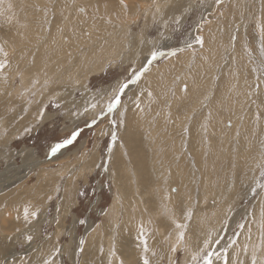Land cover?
<instances>
[{
  "label": "rangeland",
  "instance_id": "obj_1",
  "mask_svg": "<svg viewBox=\"0 0 264 264\" xmlns=\"http://www.w3.org/2000/svg\"><path fill=\"white\" fill-rule=\"evenodd\" d=\"M259 25L264 0H0V264H143L142 228L150 264L264 257Z\"/></svg>",
  "mask_w": 264,
  "mask_h": 264
},
{
  "label": "snow or ice",
  "instance_id": "obj_2",
  "mask_svg": "<svg viewBox=\"0 0 264 264\" xmlns=\"http://www.w3.org/2000/svg\"><path fill=\"white\" fill-rule=\"evenodd\" d=\"M215 2L217 4H220L222 2V0H215ZM121 3L123 4L124 0H121ZM125 7H127V5H125ZM259 27L261 28V38H262V40H264V25H259ZM233 39H235V37H233ZM195 42L200 44V45H203V43H204L203 37L202 36L196 37ZM191 46H192L191 44L188 45V47H191ZM175 52H176V50L173 49L169 54L175 55ZM0 53H3L4 56H7V53L4 52L2 45H0ZM164 55H165V53L162 51H157V50L151 51L150 56L147 58V62L143 65V67H141L138 71H135L133 73V75L131 76V78L125 80L124 82L117 84V86L113 89L111 95L109 96V100L107 103V112L108 113H112L115 109H117V107L119 105H121L122 96H123V94H125V90L128 89L130 85L136 84L141 79V77L144 75V73L148 70V68L152 65V63L154 61H156L159 57H162ZM261 55L264 56V44H262V47H261ZM6 63H7L6 60L0 61V69L4 68ZM261 67L264 68V59H262V61H261ZM184 87L186 89L187 85H185ZM149 95H151V93H149ZM90 106L92 108L96 107L95 104H92ZM85 111H87V109H85ZM104 114H105L104 110L101 109L98 116H103ZM39 115H40V117H43V115H44L43 110L40 111ZM97 119H98V117L94 116L91 119L90 123H87L85 126L91 128L93 125H95L97 123ZM111 123L113 125H115L116 121L113 120V121H111ZM30 130H31L30 128L25 129V131H30ZM82 132H83L82 128H80V127L74 128V130H72L66 138L62 139L60 142L54 144L51 147L50 155L54 156L62 148L66 147L67 145L73 144L74 141H76V139L81 135ZM111 138H112V142L114 143L115 140L117 139V135H116L115 131L111 132ZM261 175L264 176V173H261ZM262 186H264V185H262ZM57 191H58V189H57ZM173 191H175V189H173ZM49 199H51V197H49ZM31 209H32L31 205H25L24 206L23 217H24L25 221H29L30 219H35L38 216L39 209L38 208L35 210H31ZM188 218L189 219L191 218V212L190 211L188 213ZM86 222L87 221H85L83 219H81L79 221V223L81 225L85 224ZM176 227H177V229L180 230L177 233V244H178L184 240V237H185V231L184 230L187 228V225L183 224V223H176ZM238 227L244 228L245 225L240 224V225H238ZM261 227L264 228V223L261 224ZM236 235H239V234L237 233ZM138 238L142 240V250H143V253H145V255L143 256V264H150V261L146 255L149 248H148L147 241L143 238V228L141 229V235ZM26 239L28 241H31L33 239V237L31 235H28L26 237ZM221 239H223V238L221 237L220 239H216L215 243L220 244ZM203 243H204V247L202 249H200L199 252L192 253L190 264H213V259H212L213 256H216L218 259L220 258V254L215 252V251L205 252V249H207L210 245V239H205ZM230 243L234 244L235 241L230 240ZM84 244H85V241L83 239H81L79 241V245H80L79 251L80 252L84 251V247H83ZM176 250H177V245L173 244L171 247V251L175 252ZM244 250L246 251L247 249L245 248ZM55 251L57 253H59L60 249L56 248ZM100 251L102 252L103 248H101ZM223 251L227 252V248H224ZM110 255H115L114 242H113L112 248L110 249ZM44 264H49V261L45 260ZM110 264H111V262H110ZM121 264H123V261H121ZM225 264H227V257H225ZM252 264H264V257H262L258 261L256 255H255V252H253Z\"/></svg>",
  "mask_w": 264,
  "mask_h": 264
},
{
  "label": "bare ground",
  "instance_id": "obj_3",
  "mask_svg": "<svg viewBox=\"0 0 264 264\" xmlns=\"http://www.w3.org/2000/svg\"><path fill=\"white\" fill-rule=\"evenodd\" d=\"M157 3V2H156ZM42 45V44H41ZM209 111V110H208ZM147 129V128H146ZM155 145V144H154ZM110 158V157H109ZM55 161V160H54ZM55 182V181H54ZM159 195V194H158ZM160 197H162V196H160ZM162 199V198H161ZM202 199V198H201ZM117 211V210H116ZM260 211V210H259ZM112 215V214H111ZM259 216V215H258ZM124 218V217H123ZM130 220V219H129ZM132 220V219H131ZM133 222V221H132ZM122 227V226H121ZM164 228V227H163ZM161 232V231H160ZM124 236V235H123ZM128 238V237H127ZM172 238V237H171ZM150 241V240H149ZM160 243V242H159ZM135 244H137V243H135ZM141 245V244H140ZM139 245V246H140ZM142 246V245H141ZM139 248V247H138ZM122 249V248H121ZM117 250V249H116ZM167 250V249H166ZM134 252V251H133ZM107 257V256H106ZM164 257V256H163ZM134 258V257H133ZM162 262V261H161Z\"/></svg>",
  "mask_w": 264,
  "mask_h": 264
}]
</instances>
